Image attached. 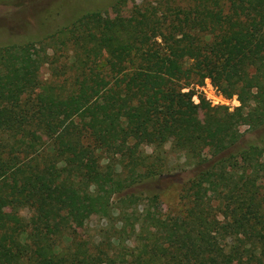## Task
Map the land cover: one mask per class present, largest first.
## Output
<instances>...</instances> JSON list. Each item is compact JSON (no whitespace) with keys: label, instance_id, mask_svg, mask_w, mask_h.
<instances>
[{"label":"trees","instance_id":"trees-1","mask_svg":"<svg viewBox=\"0 0 264 264\" xmlns=\"http://www.w3.org/2000/svg\"><path fill=\"white\" fill-rule=\"evenodd\" d=\"M125 4L0 44V264H264V0H193L170 14ZM38 61L61 80H41ZM208 78L241 105L192 120L184 85ZM223 135L233 142L197 161ZM168 143L194 167L169 214L147 187L166 174ZM78 209L119 211L118 239L134 245L77 242Z\"/></svg>","mask_w":264,"mask_h":264},{"label":"rangeland","instance_id":"rangeland-1","mask_svg":"<svg viewBox=\"0 0 264 264\" xmlns=\"http://www.w3.org/2000/svg\"><path fill=\"white\" fill-rule=\"evenodd\" d=\"M115 0H0V44L17 40H29L43 38L52 33L58 27L68 24L77 15L91 10H109ZM193 0H126L123 7L125 14H130L131 10L139 7H156L158 13L170 14V7H184L192 3ZM37 48L32 49V53ZM264 67V58L261 60ZM40 78L43 81H59L61 77L57 75V69L47 64L37 62ZM185 84V82H182ZM184 92H190L193 97L195 107L191 115L192 120L203 121L207 114L209 105H226L230 111L241 105L238 97H227L211 81L205 79L203 83L191 81L184 85ZM248 126H241V132L246 135L249 132ZM39 133V132H38ZM233 139L229 136H221L207 140L202 150L198 153L197 161L207 162L215 155L226 149ZM143 150L152 153V146H144ZM186 159L182 153L175 152L171 148V143L165 146L164 165L165 175L158 181L147 184L149 189H160L161 196L159 205L166 213H176L181 209L180 191L182 185L186 184L194 176L193 166L185 163ZM103 172L106 178L113 177V164L108 159H103ZM215 188L210 192L214 193ZM143 208V204L139 209ZM133 209L130 208L129 211ZM141 211V210H140ZM21 215L29 216V209L21 211ZM70 219V233L76 241H82L88 245L97 246L99 243L111 240L112 245L120 248L119 245H134L133 237L126 235L118 239L121 227L119 211L114 213V217L109 219L99 215L87 214L81 209L68 212ZM129 229V227H128ZM123 239L124 243H121ZM69 243V240H66Z\"/></svg>","mask_w":264,"mask_h":264}]
</instances>
